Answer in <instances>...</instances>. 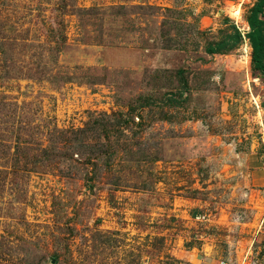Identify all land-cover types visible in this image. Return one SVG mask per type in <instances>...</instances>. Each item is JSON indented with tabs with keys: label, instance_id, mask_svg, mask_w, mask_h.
I'll use <instances>...</instances> for the list:
<instances>
[{
	"label": "rangeland",
	"instance_id": "1",
	"mask_svg": "<svg viewBox=\"0 0 264 264\" xmlns=\"http://www.w3.org/2000/svg\"><path fill=\"white\" fill-rule=\"evenodd\" d=\"M257 1L0 0V264H264Z\"/></svg>",
	"mask_w": 264,
	"mask_h": 264
},
{
	"label": "trees",
	"instance_id": "2",
	"mask_svg": "<svg viewBox=\"0 0 264 264\" xmlns=\"http://www.w3.org/2000/svg\"><path fill=\"white\" fill-rule=\"evenodd\" d=\"M263 7L264 0H258L256 4L251 8L247 18V22L250 27L248 36L251 39L252 43V63L254 68L262 75H264V12L261 10V8ZM242 39L243 34L241 30L239 28H236L234 33H230L221 40L209 43L206 51L209 54L228 51L238 45L242 41ZM36 130H38V132L35 131L37 134L46 138L44 139V142L45 140H47L48 144L45 145L44 142L38 143V146L33 148L37 151L35 154H33L34 158L32 160L34 162V165L42 168H44V166H54L55 163L57 164V160L55 159L57 155L59 156V153L65 154L71 147V145H68V148L66 150H61V148L57 147L62 146L63 141L69 138L68 134L70 132L67 130H61L59 128L48 133L39 131V127H37ZM58 138H60L62 141ZM30 148L31 147H28L27 149Z\"/></svg>",
	"mask_w": 264,
	"mask_h": 264
},
{
	"label": "bare ground",
	"instance_id": "3",
	"mask_svg": "<svg viewBox=\"0 0 264 264\" xmlns=\"http://www.w3.org/2000/svg\"><path fill=\"white\" fill-rule=\"evenodd\" d=\"M239 12L237 11L236 14H238Z\"/></svg>",
	"mask_w": 264,
	"mask_h": 264
}]
</instances>
